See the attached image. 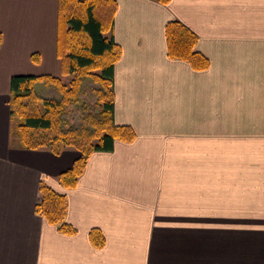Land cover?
<instances>
[{
  "label": "crops",
  "instance_id": "obj_1",
  "mask_svg": "<svg viewBox=\"0 0 264 264\" xmlns=\"http://www.w3.org/2000/svg\"><path fill=\"white\" fill-rule=\"evenodd\" d=\"M116 1L113 117L135 137L66 188L76 149L10 134V78L58 73V0H0V264H264V0ZM171 20L206 68L167 56ZM41 181L76 233L35 212Z\"/></svg>",
  "mask_w": 264,
  "mask_h": 264
},
{
  "label": "trees",
  "instance_id": "obj_2",
  "mask_svg": "<svg viewBox=\"0 0 264 264\" xmlns=\"http://www.w3.org/2000/svg\"><path fill=\"white\" fill-rule=\"evenodd\" d=\"M116 9V0H58V73L10 78L11 136L27 149L78 151L71 166L58 174L66 188L76 185L91 153L112 150L115 140L130 142L135 137L131 127L116 124L113 117V69L121 55L113 38ZM164 32L169 58L187 61L195 69L207 67L206 57L195 50L196 35L182 22H167ZM38 86L52 88L54 95L40 94ZM90 93L93 100L86 99ZM67 207L65 194L39 183L35 212L71 235L76 229L66 222ZM88 238L95 247L105 243L99 228L90 229Z\"/></svg>",
  "mask_w": 264,
  "mask_h": 264
},
{
  "label": "rangeland",
  "instance_id": "obj_3",
  "mask_svg": "<svg viewBox=\"0 0 264 264\" xmlns=\"http://www.w3.org/2000/svg\"><path fill=\"white\" fill-rule=\"evenodd\" d=\"M58 70H59V67H58ZM64 78L67 79V77H64ZM37 91L40 94H44V95H54V93H53L54 90L52 88H44L43 86H38ZM86 99L93 100L94 99V94L90 93L88 96H86ZM12 122L14 124V120Z\"/></svg>",
  "mask_w": 264,
  "mask_h": 264
}]
</instances>
